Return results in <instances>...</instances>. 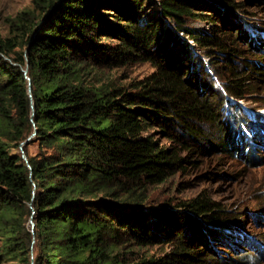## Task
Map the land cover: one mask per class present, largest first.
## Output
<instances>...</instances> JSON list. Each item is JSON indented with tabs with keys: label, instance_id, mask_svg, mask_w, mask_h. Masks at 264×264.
I'll return each instance as SVG.
<instances>
[{
	"label": "trees",
	"instance_id": "1",
	"mask_svg": "<svg viewBox=\"0 0 264 264\" xmlns=\"http://www.w3.org/2000/svg\"><path fill=\"white\" fill-rule=\"evenodd\" d=\"M150 2L157 11L144 15ZM33 4L11 20L8 36H0L1 253L33 264H249L252 254L241 248L255 243L244 238L234 244L216 231L223 224V209L205 193L176 205L146 203L148 189L187 161L182 151L190 143L204 147L220 140L224 151L236 149L224 138L223 92L241 97L239 80L247 69L264 76V68L255 64L241 68L235 58L244 57L218 35V28L188 24L210 19L204 11L214 4ZM179 32L207 52L220 51L231 72L229 81L211 88L203 76H211L205 67L212 60L198 59ZM140 60L150 62L153 70L125 86L106 85L88 75L94 67ZM34 129L24 146L27 163L19 145ZM156 132L169 144H162ZM34 142L36 150L30 153L28 145ZM196 216L200 220L192 221ZM200 223L210 229L203 233ZM216 241L230 250L216 248ZM156 243L169 249L159 256L137 250Z\"/></svg>",
	"mask_w": 264,
	"mask_h": 264
},
{
	"label": "rangeland",
	"instance_id": "2",
	"mask_svg": "<svg viewBox=\"0 0 264 264\" xmlns=\"http://www.w3.org/2000/svg\"><path fill=\"white\" fill-rule=\"evenodd\" d=\"M205 1H210L215 6L214 9L208 7L210 11H204L213 21L193 19L188 24L200 30L218 28V35L224 38L229 46L238 50L237 56L244 57V61L235 58L244 70L247 68L245 64L264 68V61L259 58L260 51L263 50L261 48H264V0ZM33 5V0H0V36H8L11 20L19 12L33 9ZM156 11L154 3L145 4L144 15H151ZM38 13L35 8L34 14L37 16ZM179 34L188 41L192 51L199 56L198 59L201 58L204 62L212 60L211 65L206 63L205 67L211 76H203V80L211 88L217 90L222 83L229 81L231 72L220 51L207 52L188 35L182 32ZM231 35L233 37H230ZM105 40L112 39L105 37ZM198 59L197 63L200 62ZM152 70L150 62L140 60L114 67H94L88 75L106 85L125 86L143 78ZM246 71L244 75L241 74L242 78L239 80L243 82L241 97L223 92L225 105L222 110V125L226 126L224 138L230 139L236 149L232 152L224 151L219 146L220 140L213 141L212 146L205 144L204 147L190 143V149L182 151L187 161L163 182L148 189L146 203L176 205L199 192L205 193L223 209L222 227L218 226L215 230L227 234L234 244L240 243L244 238L254 242L255 247L249 245L241 249L252 254L249 264H264V76L252 73V68ZM218 135H212V138ZM155 136L162 144H169L161 134L156 132ZM247 146H250L251 152ZM28 150L30 153L35 152L36 143L29 144ZM200 218L193 217L192 221H199ZM31 225L30 217V230ZM200 226L203 233L210 229L203 223H200ZM220 244L222 243L218 241L214 243L216 248L230 250L229 246ZM168 249L169 245L166 243L137 248L140 253L157 256ZM30 252L32 253V249ZM0 264H33V261L27 263L20 257L4 255L0 251ZM207 264H216V261L209 260Z\"/></svg>",
	"mask_w": 264,
	"mask_h": 264
},
{
	"label": "water",
	"instance_id": "3",
	"mask_svg": "<svg viewBox=\"0 0 264 264\" xmlns=\"http://www.w3.org/2000/svg\"><path fill=\"white\" fill-rule=\"evenodd\" d=\"M57 3L58 2H56V3H54L52 6H51V8L47 11V13L45 14V16H44V18L45 17H47L48 15H49V13L56 7V5H57ZM27 67L26 68H24L23 69V72H24V74H25V76H26V78L29 80L28 81V84H29V95H30V97H31V99H32V94H31V82H30V79H29V77H28V75H27ZM31 107H32V115L34 114V103H33V100H31ZM36 134V129H34V131L26 138V140H24V141H22L21 143H20V145H19V151H20V154H21V157H22V159L25 161V162H27L28 163V159H27V156H26V154H25V152H24V146L25 145H27L28 143H29V141L31 140V137L32 136H34ZM29 165V164H28ZM34 212V210H32V213ZM31 231L33 232V228H34V221H33V218L31 217ZM33 241H34V239H33Z\"/></svg>",
	"mask_w": 264,
	"mask_h": 264
}]
</instances>
